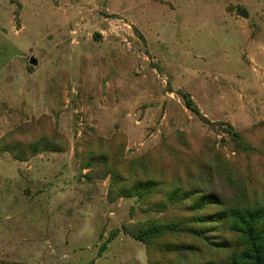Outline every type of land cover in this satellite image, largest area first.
Listing matches in <instances>:
<instances>
[{"label":"rangeland","instance_id":"obj_1","mask_svg":"<svg viewBox=\"0 0 264 264\" xmlns=\"http://www.w3.org/2000/svg\"><path fill=\"white\" fill-rule=\"evenodd\" d=\"M207 162L225 199L228 169L264 205V0H0V261L174 264L125 227L162 218L149 206L189 173L210 188ZM112 172L163 195L119 197ZM209 230L234 250L228 223Z\"/></svg>","mask_w":264,"mask_h":264},{"label":"trees","instance_id":"obj_2","mask_svg":"<svg viewBox=\"0 0 264 264\" xmlns=\"http://www.w3.org/2000/svg\"><path fill=\"white\" fill-rule=\"evenodd\" d=\"M187 108L198 116H201L200 110L192 100L191 96H183ZM203 117V116H201ZM204 119V118H203ZM236 144L242 150L241 153L252 155L258 151L248 145L240 133L232 136ZM54 149H57L54 147ZM35 152L38 150L35 148ZM22 158V157H19ZM104 157L101 161H104ZM210 162L197 165L200 177L207 178L210 181L204 187L194 182V176L189 173L187 176V186L179 184L168 186V191L164 193L165 201L149 206L152 209L164 212L163 217L157 221L144 224H137L133 227L126 226L125 230L135 239L145 243L148 248L149 257L152 252L160 250L161 253L175 254L179 260L174 264H215L211 260L207 262H195L191 260L195 255L203 252L205 247L209 253L219 251H232L228 264H264V205L258 202H250L248 193L250 188L236 178V173L226 170L227 181L233 187L235 194L231 199H225L214 188L215 179L221 176L223 170L218 171ZM191 171V170H190ZM239 174V173H238ZM112 189L117 196H139L144 205L150 204V200L157 195H163L160 185L162 181L154 179L146 181H136L131 186L121 185L123 182L115 172L111 173ZM118 185L121 187L118 188ZM236 199V200H235ZM146 207V206H145ZM219 209L216 212L202 213L204 210ZM177 211L176 217H170L169 211ZM169 212V213H168ZM204 214V215H203ZM229 225L230 231L237 237V243L233 246L226 242H217L214 236H211L213 227H221L223 224ZM215 226H210L214 225ZM209 227V228H208ZM166 237H175L180 243L171 242L159 244L158 241ZM182 237L198 241V244L182 243ZM202 244V245H201ZM0 264H8L0 261Z\"/></svg>","mask_w":264,"mask_h":264},{"label":"water","instance_id":"obj_3","mask_svg":"<svg viewBox=\"0 0 264 264\" xmlns=\"http://www.w3.org/2000/svg\"><path fill=\"white\" fill-rule=\"evenodd\" d=\"M241 16H242V17H246V16H247V12H246L245 10H242V12H241ZM31 63H32V64H35V63H36V60L32 59V60H31Z\"/></svg>","mask_w":264,"mask_h":264}]
</instances>
